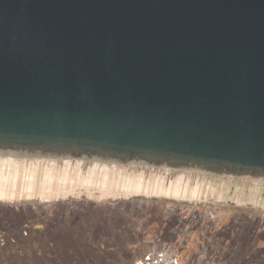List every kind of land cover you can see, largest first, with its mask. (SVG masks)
I'll return each instance as SVG.
<instances>
[{"label":"water","instance_id":"water-1","mask_svg":"<svg viewBox=\"0 0 264 264\" xmlns=\"http://www.w3.org/2000/svg\"><path fill=\"white\" fill-rule=\"evenodd\" d=\"M0 158L264 180V0H0Z\"/></svg>","mask_w":264,"mask_h":264},{"label":"rangeland","instance_id":"rangeland-1","mask_svg":"<svg viewBox=\"0 0 264 264\" xmlns=\"http://www.w3.org/2000/svg\"><path fill=\"white\" fill-rule=\"evenodd\" d=\"M178 172L200 178L205 196L77 204L113 252L76 264H264V180Z\"/></svg>","mask_w":264,"mask_h":264},{"label":"crops","instance_id":"crops-1","mask_svg":"<svg viewBox=\"0 0 264 264\" xmlns=\"http://www.w3.org/2000/svg\"><path fill=\"white\" fill-rule=\"evenodd\" d=\"M178 171L99 165L78 160L0 158V201L202 199L203 181Z\"/></svg>","mask_w":264,"mask_h":264},{"label":"flooded vegetation","instance_id":"flooded-vegetation-1","mask_svg":"<svg viewBox=\"0 0 264 264\" xmlns=\"http://www.w3.org/2000/svg\"><path fill=\"white\" fill-rule=\"evenodd\" d=\"M82 203L95 204L0 201V264H60L62 258H70L63 264H76V258L89 263L94 249L113 252L102 242L106 234L94 231L91 214L77 209Z\"/></svg>","mask_w":264,"mask_h":264}]
</instances>
